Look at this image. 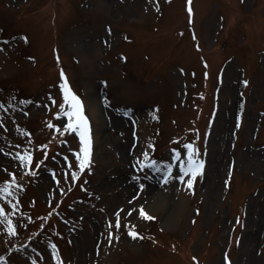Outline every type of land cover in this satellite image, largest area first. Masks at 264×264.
Listing matches in <instances>:
<instances>
[{
    "label": "rangeland",
    "instance_id": "374dc122",
    "mask_svg": "<svg viewBox=\"0 0 264 264\" xmlns=\"http://www.w3.org/2000/svg\"><path fill=\"white\" fill-rule=\"evenodd\" d=\"M190 6L191 13L189 0H0V178L16 172L25 180L17 207L26 202L32 216L16 217L18 234L3 224L7 264H264V0ZM64 78L90 121L91 170L57 208L79 171L70 152L79 150L78 133L47 127L57 122ZM187 142L205 162L195 178L173 159L178 148L186 162ZM26 147L34 174L7 154ZM145 149L149 159L172 163L177 178L137 170ZM75 197L82 201L71 204ZM140 205L154 219L139 216ZM121 206L135 211L121 212L116 239L108 220ZM54 207L64 211L49 215ZM128 220L141 236L128 234ZM31 233L38 238L19 250Z\"/></svg>",
    "mask_w": 264,
    "mask_h": 264
},
{
    "label": "snow or ice",
    "instance_id": "6c2138e0",
    "mask_svg": "<svg viewBox=\"0 0 264 264\" xmlns=\"http://www.w3.org/2000/svg\"><path fill=\"white\" fill-rule=\"evenodd\" d=\"M188 11L191 13L192 8L190 6V0H189V7ZM3 42L5 41V38L0 37V47L3 46ZM61 77H64L65 74L61 70L60 73ZM245 84L248 83L247 80L244 81ZM60 88L62 90V101L59 103L58 107L60 110L56 111L54 113L55 117L58 118L56 123H52L51 121H48L47 127L49 129H53L52 135H55L57 132H60L63 134V132L71 131L73 133H78L79 137V150H70V152H74L75 160L78 162L79 166V172H83L85 169L91 170L90 163H91V134H90V121L87 115L85 114V111L83 109V104L81 97L70 87L68 81L66 78L62 79L60 81ZM49 98L52 105H56L57 101L55 96H52L49 94ZM8 99H11L9 96ZM23 102V101H21ZM37 103H40L37 101ZM9 107H16L17 105L11 104L8 105ZM0 107H5V101L0 100ZM66 109V110H65ZM5 111H7V108L5 107ZM3 113H0V116H2ZM63 117H66L67 120L63 119ZM4 121L3 119H0V125H3ZM63 129V132H62ZM135 135V133H134ZM176 139H179L178 137ZM31 144V141L28 142ZM64 144H67L68 141H63ZM40 148H44L45 144H40ZM184 148L187 149V160L186 162L181 159V150L178 148H173L172 153L174 154L173 159L179 160V171L187 175L188 173H191V177L195 178L198 173H201L203 171V165L204 160L200 159L196 153L198 152V148L194 145L193 142H187L183 145ZM154 148V145H153ZM8 155H15L17 157V163L18 166L21 167L24 170H27L30 173L34 174V169L32 168V165L34 163V154L31 151L27 150V147L19 152L16 153H7ZM150 153L147 149L143 151V159L140 157H136V162L138 164V168L142 169L145 166L151 168L154 171H161L165 173L162 177V179L167 182L171 179H176L177 177L173 176V164L168 163L167 161H157L155 159H149ZM48 158L47 153L44 154V160L35 161V167L39 168L43 165L44 161H46ZM55 159V157H52ZM63 159H67V157L62 154ZM160 164H166V168H160ZM53 171V178L54 182L59 185L60 183V177L55 175V169ZM67 175V173H65ZM185 175H179L178 179L180 181H184ZM71 179L77 180L79 179V173L76 171L71 172ZM135 179H139V177H135ZM193 183L192 179L187 180V184L191 186ZM81 188H85L84 184L80 185ZM141 188L144 187L143 184L140 185ZM24 184L22 181L18 179L17 173L13 172L11 174V178L3 181L0 183V198L3 199L4 203H0V230L3 229V224H7V232L8 233H15L18 234L17 228L13 225V219L10 217H17L20 214V209L17 207V204L19 203L18 199V192L16 189H23ZM56 191L60 194H63L65 189L64 188H57ZM85 191L87 189L85 188ZM134 199V198H133ZM51 203V201H49ZM6 207L10 208V211H6ZM57 209L54 207L52 209V212H55ZM125 212L126 215L131 216L132 213L135 211L132 208H128L127 210L124 209L123 206L118 208L114 212V221L112 219L108 220V227L109 229H114L113 231L108 232L109 237L115 236L116 239H118V236L115 234V230H118L121 227V212ZM52 213H49L51 215ZM139 216L145 217L148 219H154V217L150 216V214L144 209L143 205L139 206ZM27 218L30 220L32 219L31 215H27ZM18 223L26 228L27 224L24 223V220L21 218L19 219ZM40 227H44V225H40ZM125 227L128 232V234L132 237L141 236L142 233L135 230V225L132 223L131 220H128L125 222ZM29 240L32 239V237H28ZM111 243V239L108 241ZM52 247H57L55 244L52 245ZM195 259V257H193ZM227 259V257H226ZM0 262H4V264H7L6 258L4 256H0ZM59 264H63V261L60 260ZM230 264V262H229Z\"/></svg>",
    "mask_w": 264,
    "mask_h": 264
},
{
    "label": "trees",
    "instance_id": "16d2710c",
    "mask_svg": "<svg viewBox=\"0 0 264 264\" xmlns=\"http://www.w3.org/2000/svg\"><path fill=\"white\" fill-rule=\"evenodd\" d=\"M263 247H264V245H263ZM264 250V249H263Z\"/></svg>",
    "mask_w": 264,
    "mask_h": 264
}]
</instances>
